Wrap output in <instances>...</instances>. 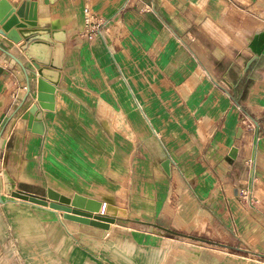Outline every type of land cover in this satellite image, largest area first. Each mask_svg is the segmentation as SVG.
Returning a JSON list of instances; mask_svg holds the SVG:
<instances>
[{
	"label": "crops",
	"instance_id": "1",
	"mask_svg": "<svg viewBox=\"0 0 264 264\" xmlns=\"http://www.w3.org/2000/svg\"><path fill=\"white\" fill-rule=\"evenodd\" d=\"M24 1L0 0V264H73L54 224L104 264V256L117 263L104 232L133 244L114 225L69 226L7 196L4 170L72 207L109 203L147 232L146 244L162 245L157 234L167 229L236 253L191 246L198 264H264L243 257L264 260V54L253 49L264 36V0H35L38 24L66 45L63 69L43 66L42 76L19 50L20 29H4ZM88 8L99 35L86 31ZM35 104L32 126L19 125ZM247 184L255 203L246 209Z\"/></svg>",
	"mask_w": 264,
	"mask_h": 264
},
{
	"label": "water",
	"instance_id": "2",
	"mask_svg": "<svg viewBox=\"0 0 264 264\" xmlns=\"http://www.w3.org/2000/svg\"><path fill=\"white\" fill-rule=\"evenodd\" d=\"M56 1L57 0H44V3L54 4ZM38 7V1L25 0L16 11L15 16L4 26V29L9 31L13 26H17V28L20 29L19 34L23 38L25 44L19 50L23 52V56L26 57L35 69L34 73L42 76L43 66L58 71L63 69L66 45L60 41L59 33L54 32L52 34L51 29L44 28L38 24ZM258 40H264V36L255 41L253 49L257 50L259 54H264V47L260 50L255 48ZM14 41L19 43L18 39ZM10 57L24 68V65H22L16 56L10 54ZM38 109V105H33L29 111L23 115L19 125L24 124V122L28 120V124L31 127ZM18 130L17 128V131ZM169 165L170 162L166 160L164 166L167 171L169 170ZM2 177L4 182V193L7 196L39 207L61 212L65 220L104 231L110 230L111 226L117 221V218L113 216L98 215L74 208L71 206V199L69 197L63 196L52 189H48L46 195H37L27 191L23 187L18 186L17 182L6 170L2 171ZM1 203H4V200L2 199V192L0 191V204ZM163 230L168 233L171 232L167 229Z\"/></svg>",
	"mask_w": 264,
	"mask_h": 264
},
{
	"label": "rangeland",
	"instance_id": "3",
	"mask_svg": "<svg viewBox=\"0 0 264 264\" xmlns=\"http://www.w3.org/2000/svg\"><path fill=\"white\" fill-rule=\"evenodd\" d=\"M136 109H137V106H136ZM119 119H120L119 120L120 129L123 130V127L126 126V119L122 117H120ZM137 123L139 122L136 119V124H135L136 126L139 125ZM123 136L126 137V134H124ZM250 193L251 191L249 189L248 184L246 185V187H242L240 191V197H241L240 203L246 209L250 208L255 203L253 202L252 196ZM74 208H77V207H74ZM77 209L85 211L84 209H81V208H77ZM120 212L121 211L117 209H115L112 212L109 207V203L103 204L102 208H98L95 210V212H92L98 215L102 214V215L113 216L117 218L116 223L113 225L119 228V230L115 229V227L112 226L113 228L111 232L113 233L118 232L127 238L129 237V234L127 231H129L134 236V237L132 236L133 244H131L130 246L129 245L126 246L125 244H119V243L116 244L115 243L116 240H114V238L113 239L110 238L109 236L110 234H108V236H105L104 235L105 232H104L102 234L104 236V246L103 247L105 248L106 252L112 249L116 250V252L115 251L113 252V255H114L113 257L117 259V263L115 262L111 263L109 260V257L104 256L103 260L107 262L106 264H169L171 263L170 258L171 257L174 258L175 256L178 257L175 264H198L199 262L192 259V255L189 252V247L191 246L199 247L201 248L202 251L214 250L217 252H223L226 254L236 255V253L223 250L220 247L213 246L204 241L199 242L198 240L193 239V238L180 237L179 235H174L168 232L163 233V235L157 234V235H160V237L163 239L162 245H160V243L158 244L157 241L155 242V240H157L158 238H154V237H153L152 243L154 245H159V246L146 244L142 241V236H143L142 234H145L147 232L137 231V229H134L132 225H130L127 221L121 220L119 216L128 215V214H126L125 212H122V213ZM50 213L54 214L64 224L67 223L70 226L71 223H69L68 220H65L63 218V215L61 212L50 210ZM55 223H58V222L55 221ZM51 228H53V231H51L52 235L56 239L64 243L65 245L64 251H66V254L70 256L73 264H104L99 259L93 258L87 253H85L83 250L79 249V247L74 244L72 237L65 232L66 231L65 228H62V226H59V224L51 225ZM88 240H89V245H91L90 241L92 240L87 239L86 241ZM115 253L119 256V258L117 257ZM237 256H241V255H237ZM79 257L81 258L79 259ZM243 257H246L249 260H253V261L257 260L259 262H264L263 259H259L258 257H248V256H243ZM55 264H61V263L56 262Z\"/></svg>",
	"mask_w": 264,
	"mask_h": 264
},
{
	"label": "built area",
	"instance_id": "4",
	"mask_svg": "<svg viewBox=\"0 0 264 264\" xmlns=\"http://www.w3.org/2000/svg\"><path fill=\"white\" fill-rule=\"evenodd\" d=\"M85 13L87 15V17H86V31H87L88 35H90V36L99 35L101 33V30L99 29L100 25L96 26L95 23L93 22L94 16H93L91 9H89V8L86 9ZM0 166H1V160H0Z\"/></svg>",
	"mask_w": 264,
	"mask_h": 264
}]
</instances>
